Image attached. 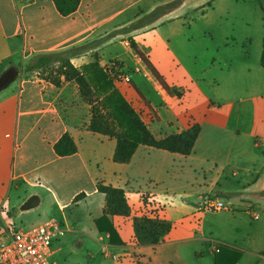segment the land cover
<instances>
[{"label":"crops","instance_id":"crops-1","mask_svg":"<svg viewBox=\"0 0 264 264\" xmlns=\"http://www.w3.org/2000/svg\"><path fill=\"white\" fill-rule=\"evenodd\" d=\"M167 1L81 0L77 11L65 16L54 0H0V75L20 69L0 94V241L13 229L42 224L24 225L22 217L37 212L62 216L66 231L59 237L71 235L66 246L77 244L72 234L89 229L96 251L89 256L102 252L101 264H264V42L260 65L241 67L225 93L213 99L204 78L183 65L175 47L188 43L181 16L175 15L192 7L191 0L148 25L124 30ZM131 38L170 91L136 53ZM71 48L79 69L94 61L110 72L114 63L120 66L129 81L118 80L117 87L155 135L181 133L191 120L198 121L193 152L140 145L128 163L116 162L117 140L89 129L92 107L78 85L62 77L56 86L39 71L25 70L37 54ZM137 90L158 120L151 119ZM66 133L78 151L61 156L55 145ZM99 183L126 192L131 215L109 217L124 243H112L110 233L97 227L106 205ZM34 195L38 205L22 210ZM207 199L227 208L205 210ZM143 214L173 224L164 242L134 243V218ZM64 250L53 244L51 264H82L59 257Z\"/></svg>","mask_w":264,"mask_h":264},{"label":"trees","instance_id":"trees-1","mask_svg":"<svg viewBox=\"0 0 264 264\" xmlns=\"http://www.w3.org/2000/svg\"><path fill=\"white\" fill-rule=\"evenodd\" d=\"M54 1L59 12L65 16L77 11L81 3V0ZM168 12L169 9L166 5H160L133 23L132 29L148 25ZM130 43L159 82L170 91L169 86L149 56L139 49L134 39L131 38ZM74 55H76V48L37 54L30 60L25 70L39 71L43 78L56 86L61 84L62 77L72 80L78 85L81 97L92 107L89 129L95 133L109 135L117 140L114 155L116 162L128 163L140 145L183 155H189L193 152L201 131V125L198 121L191 120L186 130L181 133L167 132L163 136L155 135L144 120L142 112L136 109L117 87L116 81L119 79L116 78L115 72L103 68L99 61H94L79 69L72 63L71 59ZM262 63L264 65V53ZM137 91L143 99L141 101L148 109L151 119L158 120L152 106L144 99L142 93ZM55 150L59 155L66 156L76 153L78 146L73 137L66 133L56 143ZM98 191L105 195L106 205L103 216L97 220V227L101 232L110 233L112 243H124L118 237L109 217H129L131 215V207L126 192L122 188L103 183L98 184ZM83 196L84 194H81L78 198ZM134 228L135 244L156 246L165 241L173 228V224L165 218L143 214L134 218Z\"/></svg>","mask_w":264,"mask_h":264},{"label":"rangeland","instance_id":"rangeland-1","mask_svg":"<svg viewBox=\"0 0 264 264\" xmlns=\"http://www.w3.org/2000/svg\"><path fill=\"white\" fill-rule=\"evenodd\" d=\"M187 0H168L169 12ZM192 7L175 16H181L184 23L183 37L188 43H179L175 47L183 60V65L191 69L195 75L201 76L205 90L213 99L218 92L225 93L229 81L241 67L260 65L264 42V0H191ZM137 22V21H136ZM132 24L124 30H131ZM20 71V69H19ZM116 73V71H114ZM118 79V77L116 76ZM0 92L2 94L5 90ZM145 203L149 204L147 197ZM47 202H45L43 208ZM225 204V202H223ZM153 204V203H151ZM226 205V204H225ZM53 214L56 212L52 210ZM51 213V211H50ZM49 213V214H50ZM61 215H44L34 212L22 217L27 227L37 225L51 219L60 221ZM73 220L76 221L75 216ZM71 221L73 225L74 221ZM80 229L81 225L77 224ZM30 228V227H29ZM83 232H75L77 239L65 245L67 238L57 237L54 247L64 246L65 250L58 254L82 264H101L102 252H97L95 259L90 253H95L91 231L82 228ZM90 251H89V250Z\"/></svg>","mask_w":264,"mask_h":264},{"label":"built area","instance_id":"built-area-1","mask_svg":"<svg viewBox=\"0 0 264 264\" xmlns=\"http://www.w3.org/2000/svg\"><path fill=\"white\" fill-rule=\"evenodd\" d=\"M115 75L119 80L129 77L117 63ZM204 209L221 211L227 206L221 201L207 199ZM66 229L61 221L47 220L32 229H13L8 239L0 241V262L3 264H51L54 240L64 235Z\"/></svg>","mask_w":264,"mask_h":264},{"label":"water","instance_id":"water-1","mask_svg":"<svg viewBox=\"0 0 264 264\" xmlns=\"http://www.w3.org/2000/svg\"><path fill=\"white\" fill-rule=\"evenodd\" d=\"M19 75V70L16 67L7 69L0 75V92L9 87ZM38 197L36 195L31 196L29 200L22 206V210H28L38 205Z\"/></svg>","mask_w":264,"mask_h":264}]
</instances>
